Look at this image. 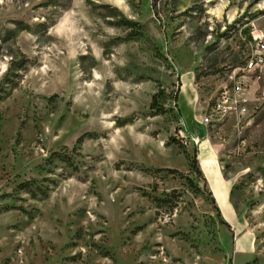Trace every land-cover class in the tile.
<instances>
[{"label":"rangeland","instance_id":"rangeland-1","mask_svg":"<svg viewBox=\"0 0 264 264\" xmlns=\"http://www.w3.org/2000/svg\"><path fill=\"white\" fill-rule=\"evenodd\" d=\"M262 32L264 0H0V264H264ZM233 80L238 255L181 142Z\"/></svg>","mask_w":264,"mask_h":264},{"label":"crops","instance_id":"crops-1","mask_svg":"<svg viewBox=\"0 0 264 264\" xmlns=\"http://www.w3.org/2000/svg\"><path fill=\"white\" fill-rule=\"evenodd\" d=\"M198 123L203 126L202 129L199 126L197 128L193 125H186L184 130L187 134L185 135H189L198 140V142L200 140L201 151L198 156V161L206 177L207 186L212 194H214L213 197L216 205L221 211L220 218L231 228L235 253L237 255L245 254L244 251L253 244V240L248 232L240 233V229L243 231V224H241L242 216L232 198V180L224 175L222 160L217 150L213 148L211 140L208 137L207 128H205L206 126L201 121ZM183 133L184 131L182 130V135Z\"/></svg>","mask_w":264,"mask_h":264},{"label":"built area","instance_id":"built-area-1","mask_svg":"<svg viewBox=\"0 0 264 264\" xmlns=\"http://www.w3.org/2000/svg\"><path fill=\"white\" fill-rule=\"evenodd\" d=\"M257 38V37H255ZM259 42L254 60H251L249 67H258L264 63V33L258 36ZM246 84L242 80H233L232 82L224 83L210 107L209 112L203 117L202 123L221 124L228 120L235 119L241 121L246 117L248 111V98L246 96ZM181 141L184 145H189L192 141L198 143V140L185 135L181 136Z\"/></svg>","mask_w":264,"mask_h":264},{"label":"trees","instance_id":"trees-1","mask_svg":"<svg viewBox=\"0 0 264 264\" xmlns=\"http://www.w3.org/2000/svg\"><path fill=\"white\" fill-rule=\"evenodd\" d=\"M156 97H157V95L155 94L154 96H153V99L155 100L156 99ZM152 105H153V103H152ZM171 140H175L174 138H171L170 140H168L167 141V143H166V145L167 146H169L172 142H171ZM182 142V141H181ZM183 143V142H182ZM186 158H188V159H190V167H191V170L192 171H194L195 173H196V175L197 176H199L203 181H204V183H205V185H206V190L208 191V193H209V196H210V202H211V204L214 206V208H215V210L217 211V214H218V216H219V218H220V210H219V208L217 207V205H216V202H215V199H214V197H213V195L214 194H212V192L210 191V189L208 188V186H207V181H206V177L204 176V174H203V172H202V170H201V167H200V164H199V161H198V159H196L195 157L193 158V159H191L190 158V156L188 155V154H186ZM171 171H176L175 169L173 170H171ZM195 191L197 192V193H202V189L199 187V186H196L195 187ZM203 194V193H202ZM221 219V218H220ZM223 221V220H222ZM223 223H226V222H224L223 221ZM230 227V226H229Z\"/></svg>","mask_w":264,"mask_h":264}]
</instances>
